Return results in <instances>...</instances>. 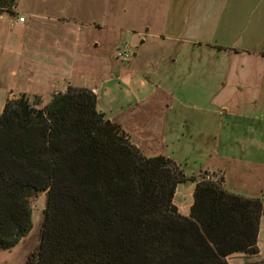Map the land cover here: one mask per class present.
Returning a JSON list of instances; mask_svg holds the SVG:
<instances>
[{
    "label": "rangeland",
    "instance_id": "1",
    "mask_svg": "<svg viewBox=\"0 0 264 264\" xmlns=\"http://www.w3.org/2000/svg\"><path fill=\"white\" fill-rule=\"evenodd\" d=\"M17 1L20 10L53 16L55 22L39 18L24 26L10 23V14L0 17V113L9 99L23 94L31 100L39 96L46 106L70 84L87 86L98 95V109L119 123L142 153L166 155L188 177L207 175L264 204V57L217 56L206 45L216 31L230 27L234 39L255 30L264 50V0H193L181 31L174 12L167 21L168 0ZM92 22L101 27L88 25ZM40 46L64 52L68 62L77 49L81 57L51 67L22 56ZM122 50L131 58H118ZM166 71L173 76V93L161 83ZM135 72L151 79L146 98L129 86L132 78L138 80ZM170 102L172 114L165 109ZM188 193L180 190L177 198L189 199ZM46 198V191L31 198L32 230L18 245L0 247V264H29L40 244ZM231 263L237 260L232 257Z\"/></svg>",
    "mask_w": 264,
    "mask_h": 264
},
{
    "label": "trees",
    "instance_id": "2",
    "mask_svg": "<svg viewBox=\"0 0 264 264\" xmlns=\"http://www.w3.org/2000/svg\"><path fill=\"white\" fill-rule=\"evenodd\" d=\"M16 6L0 0V14ZM186 181L196 183L189 215L174 202ZM40 191L41 240L29 264H230L234 253L260 251V197L145 155L87 86L70 84L46 106L23 94L0 113L1 248L30 233Z\"/></svg>",
    "mask_w": 264,
    "mask_h": 264
},
{
    "label": "crops",
    "instance_id": "3",
    "mask_svg": "<svg viewBox=\"0 0 264 264\" xmlns=\"http://www.w3.org/2000/svg\"><path fill=\"white\" fill-rule=\"evenodd\" d=\"M169 4H168V8H167V21L168 18L171 14V12H174V15L176 18H178L177 21H179V24H177L179 30H183L184 29V24L189 23V14L191 13V10H193V0H168ZM27 11H23L20 10V4L17 1V6L15 9L14 13H5V14H10L11 20L10 23H13V21L15 19H17L20 16H24L26 17L25 22H17V24L20 25H28L30 24L34 19H39L42 18L43 20H45L46 22H52L55 20H52L51 17L53 16H47V14H38L36 12H32V10L26 9ZM4 14H0V17H2ZM62 20H66L65 16H60ZM88 25L90 26H97L98 28L101 27L100 24H97L96 22H92L89 23ZM188 25V24H187ZM218 29V28H217ZM218 32V34H217ZM140 33V32H138ZM232 31L231 28H226L224 27L222 29V31H216V36L215 38L212 39V42H207L206 45L209 46L210 48H212L214 50V52H216V55L219 56V53H233L235 55H240L242 53H254L257 54L261 57H264V50H262V48L260 47V42H257L256 40V31L254 30L253 33H250L249 35H247L248 37H246L245 39L241 34L240 36L238 35V37L236 39L231 38L232 35ZM177 38H179L180 36V32H178V35H176ZM242 36V37H241ZM253 41V42H252ZM141 43H145V41H142ZM203 42L199 41L198 45H202ZM252 43V44H251ZM196 44V43H195ZM197 45V44H196ZM200 47V46H199ZM53 48V47H52ZM51 47L49 49L46 48V46H40V48L37 50L36 53L33 54V52H31V54H27V55H22L25 57H29L30 60H36L35 63L38 65H43V66H51V67H57V66H66L69 63L70 64H74L76 63V61H74L73 57H81V49H77L78 54L77 56H73L72 60L70 62L66 61L67 59L70 58V56H67L64 54V52L59 53V51L57 49H53L50 50ZM48 50H50V52H48ZM142 56V55H140ZM139 55L138 54H134V58H138ZM217 61L219 60V57H216ZM62 61H59L61 60ZM135 60V59H134ZM174 61V60H172ZM133 66H135L133 64ZM158 67V66H157ZM153 68V67H152ZM155 73V70H154ZM140 74L142 73H138L135 72V75H138V80H133V78L131 79V83H130V87H132L133 85L137 86L138 90L141 91L139 92V96H141L142 98H146L148 97L149 94L146 93V91L148 90L150 84V77L147 74V72L143 73L144 76H141ZM140 75V76H139ZM172 75L170 72L166 71L165 75L162 77L161 79V83L163 84V88L165 89V92H171L173 93V87H172ZM124 85V84H123ZM223 85H225V82L223 83ZM127 90H131L129 88V86L124 85ZM241 87H239L240 89ZM262 96H264V88L260 91ZM259 92V93H260ZM168 96V95H167ZM170 96V95H169ZM165 109L167 110L168 113L172 114L173 110H174V105L173 102L168 103L165 106ZM187 185V187H186ZM196 187V183L189 181V182H184L182 184H180L177 188V191L175 193V197H174V202L175 204L178 206L179 211L184 214V215H189L191 213V207L194 203V190ZM182 191L185 193V191H189L188 195L190 196L189 199H182L179 200L177 198V195L179 194V191ZM189 202V203H186ZM263 225H264V215L261 218V229L259 231V236H258V246H259V253L258 254H246V253H234L232 255H230L228 257V260L231 263V258L233 257L234 259L237 260V264H264V231H263Z\"/></svg>",
    "mask_w": 264,
    "mask_h": 264
},
{
    "label": "built area",
    "instance_id": "4",
    "mask_svg": "<svg viewBox=\"0 0 264 264\" xmlns=\"http://www.w3.org/2000/svg\"><path fill=\"white\" fill-rule=\"evenodd\" d=\"M25 20H26V17H24V16H20V17H18L17 19H15V20L13 21V23H17V22L22 23V22H25ZM13 23H12V24H13ZM117 57L120 58V59H122V60H128L129 58H131V56H130L128 50H122V51H119V52L117 53Z\"/></svg>",
    "mask_w": 264,
    "mask_h": 264
}]
</instances>
